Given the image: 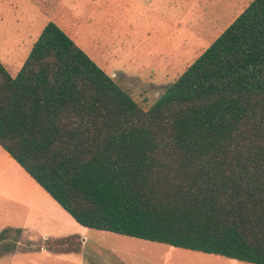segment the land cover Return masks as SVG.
Masks as SVG:
<instances>
[{
    "label": "trees",
    "instance_id": "obj_1",
    "mask_svg": "<svg viewBox=\"0 0 264 264\" xmlns=\"http://www.w3.org/2000/svg\"><path fill=\"white\" fill-rule=\"evenodd\" d=\"M0 145L85 227L264 264V0L149 109L49 22L0 60Z\"/></svg>",
    "mask_w": 264,
    "mask_h": 264
},
{
    "label": "rangeland",
    "instance_id": "obj_2",
    "mask_svg": "<svg viewBox=\"0 0 264 264\" xmlns=\"http://www.w3.org/2000/svg\"><path fill=\"white\" fill-rule=\"evenodd\" d=\"M252 1L0 0V59L17 75L53 21L149 109ZM18 239L0 241V264H72L79 258L7 254L6 244L12 249ZM85 254L87 264H253L107 231L87 242Z\"/></svg>",
    "mask_w": 264,
    "mask_h": 264
},
{
    "label": "crops",
    "instance_id": "obj_3",
    "mask_svg": "<svg viewBox=\"0 0 264 264\" xmlns=\"http://www.w3.org/2000/svg\"><path fill=\"white\" fill-rule=\"evenodd\" d=\"M74 227L78 228L77 232L72 233L71 231L70 233L69 229ZM5 228H8L6 239L20 237V240L15 241L11 249L13 251L10 250L7 254L17 251L19 257L25 256L27 253L78 255L79 258H74L72 264H87L88 257L85 254L87 242L95 239L96 235L103 237L104 233V231L96 229L93 231L91 228L78 223L0 145V233ZM71 236H78L80 239L79 250L74 249L75 244L68 245L67 247L69 248H72L73 245V248L71 251H66L67 249L64 250L63 246H53L50 249L46 243L49 239L55 241L56 239ZM24 237H31L26 241V244L23 242ZM94 261L97 262L96 260Z\"/></svg>",
    "mask_w": 264,
    "mask_h": 264
}]
</instances>
